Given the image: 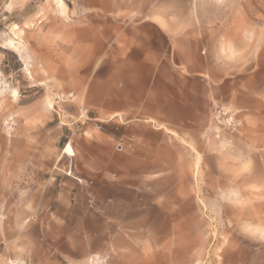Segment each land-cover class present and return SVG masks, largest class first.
<instances>
[{"label":"crops","instance_id":"0c3cea01","mask_svg":"<svg viewBox=\"0 0 264 264\" xmlns=\"http://www.w3.org/2000/svg\"><path fill=\"white\" fill-rule=\"evenodd\" d=\"M66 6L65 28L59 20L51 28V87L73 93L76 114L85 109L103 123L67 135L58 160L72 156L64 167L73 177L51 176L37 193H56L54 208L41 209V223L58 230L48 245L68 262L86 264L98 255L138 254L135 247L164 243L172 226L175 234L185 229L170 222L171 199L180 203L186 193L184 141H198L214 106L235 100L233 55L254 45L264 52V35L256 36L264 0H68ZM18 30L5 46L18 48L28 69ZM199 159L198 153L197 165ZM145 254L134 264H152Z\"/></svg>","mask_w":264,"mask_h":264},{"label":"rangeland","instance_id":"374dc122","mask_svg":"<svg viewBox=\"0 0 264 264\" xmlns=\"http://www.w3.org/2000/svg\"><path fill=\"white\" fill-rule=\"evenodd\" d=\"M67 3L0 0V264H72L47 243L58 230L40 220L56 193H37L51 176H68L69 155L58 159L84 111L76 114L73 93L51 87V28L57 20L65 28ZM18 26L28 69L19 49L5 46ZM256 49L233 55L235 100L214 106L198 141H184L186 193L180 203L171 199L170 222L185 229L175 234L172 226L164 243L135 247L138 254L98 255L86 264H134L146 250L152 264H264V52ZM217 109L226 116L217 118Z\"/></svg>","mask_w":264,"mask_h":264},{"label":"built area","instance_id":"2783aa9c","mask_svg":"<svg viewBox=\"0 0 264 264\" xmlns=\"http://www.w3.org/2000/svg\"><path fill=\"white\" fill-rule=\"evenodd\" d=\"M70 96H72V95H70ZM63 97L64 96L61 95V96H59L57 98L60 99V98H63ZM215 115H216L217 118H221V117L226 116V112L223 109H217L216 112H215ZM111 121H112V119H108L106 122H111ZM90 122H94L95 123L94 127L96 129L100 128V125L103 123L102 121H99L98 119L91 118L89 116L88 110L84 109L83 114L79 116V119L75 123H72V126L77 123L79 125V127L83 128L85 125H87ZM68 145H69V142H68V144L65 145L64 150L67 148ZM69 157H72V156L69 155ZM67 175L68 176L71 175V171H68Z\"/></svg>","mask_w":264,"mask_h":264}]
</instances>
